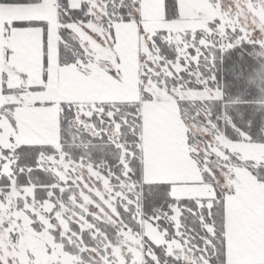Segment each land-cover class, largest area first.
I'll use <instances>...</instances> for the list:
<instances>
[{
  "label": "snow or ice",
  "instance_id": "obj_1",
  "mask_svg": "<svg viewBox=\"0 0 264 264\" xmlns=\"http://www.w3.org/2000/svg\"><path fill=\"white\" fill-rule=\"evenodd\" d=\"M0 264H264V0H0Z\"/></svg>",
  "mask_w": 264,
  "mask_h": 264
}]
</instances>
